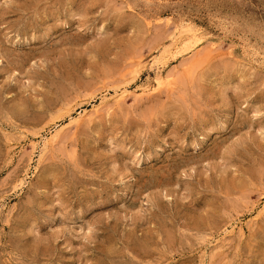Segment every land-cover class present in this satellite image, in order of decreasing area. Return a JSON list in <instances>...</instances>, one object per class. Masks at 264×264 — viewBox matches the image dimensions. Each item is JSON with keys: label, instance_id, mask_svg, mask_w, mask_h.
Instances as JSON below:
<instances>
[{"label": "rangeland", "instance_id": "obj_1", "mask_svg": "<svg viewBox=\"0 0 264 264\" xmlns=\"http://www.w3.org/2000/svg\"><path fill=\"white\" fill-rule=\"evenodd\" d=\"M190 1L0 0V264H264V0Z\"/></svg>", "mask_w": 264, "mask_h": 264}, {"label": "bare ground", "instance_id": "obj_2", "mask_svg": "<svg viewBox=\"0 0 264 264\" xmlns=\"http://www.w3.org/2000/svg\"><path fill=\"white\" fill-rule=\"evenodd\" d=\"M181 1V0H180ZM190 1V0H189ZM195 1V0H194ZM194 1H192V2H194ZM197 1V0H196ZM202 1V0H201ZM213 1V0H212ZM223 1V0H222ZM226 0H224L223 2H225ZM234 1V0H233ZM242 1V0H241ZM252 1V0H251ZM142 2V1H141ZM162 2V1H161ZM191 2V1H190ZM198 2V1H197ZM219 2H221V1H219ZM222 2V3H223ZM227 2V1H226ZM256 2V1H255ZM124 3V2H123ZM257 3V2H256ZM127 4V3H126ZM140 4V3H139ZM138 4V5H139ZM142 4V3H141ZM244 4H246V3H244ZM250 4V3H249ZM259 4V3H258ZM134 5V4H133ZM168 5V4H167ZM198 5V4H197ZM215 5H217V4H214V7H215ZM223 5H224V3H223ZM130 6H131V4H130ZM141 6V5H140ZM169 6V5H168ZM209 6V5H208ZM227 6V5H226ZM228 6H229V3H228ZM227 6V7H228ZM232 6H233V4H232ZM256 6H258V5H256ZM142 7V6H141ZM173 7V6H172ZM211 7V6H210ZM135 7H133V9H134ZM138 8V7H137ZM146 8V7H145ZM152 8V7H151ZM151 8H150V10H151ZM174 8H176V7H174ZM218 8V7H217ZM221 8V7H220ZM232 8V7H231ZM260 8H261V5H260ZM148 9V8H147ZM164 9V8H163ZM162 9V10H163ZM205 9V8H204ZM213 9V8H212ZM132 10V9H131ZM138 10V9H137ZM199 10V9H198ZM214 10V9H213ZM142 11V10H141ZM158 11V10H157ZM168 11V10H167ZM217 11V10H216ZM229 11V10H228ZM140 12V11H139ZM176 12V11H175ZM226 12V11H225ZM245 12V11H244ZM165 13V12H164ZM205 13V12H204ZM247 13V12H246ZM253 13V12H252ZM263 13V12H262ZM139 14H141V13H139ZM159 14V13H158ZM206 14V13H205ZM208 14V13H207ZM238 14V13H237ZM239 15V14H238ZM147 16V15H146ZM249 16V15H248ZM239 17V16H238ZM241 17V16H240ZM146 18V17H145ZM164 18V17H163ZM223 18V17H222ZM248 18V17H247ZM254 18V17H253ZM216 19V18H215ZM258 19V18H257ZM151 20V19H150ZM155 20V19H154ZM160 20V19H159ZM228 20V19H227ZM256 20V19H255ZM262 20V19H261ZM143 21V20H142ZM186 21V20H185ZM244 21V20H243ZM258 21V20H257ZM256 21V22H257ZM158 22V21H157ZM180 22H181V20H180ZM238 22V21H237ZM182 23V22H181ZM230 23V22H229ZM264 23V22H263ZM174 24V23H173ZM215 24V23H214ZM231 24V23H230ZM244 24H245V21H244ZM168 25V24H167ZM170 25V24H169ZM250 25V24H249ZM219 26V25H218ZM250 26H252V25H250ZM248 27V26H247ZM263 27V26H262ZM172 28V27H171ZM260 28V27H259ZM263 29V28H262ZM221 31V30H220ZM231 31V30H230ZM264 31V30H263ZM173 32H174V30H173ZM173 32H172V34H173ZM236 32V31H235ZM260 32V31H259ZM246 33V32H245ZM232 34V33H231ZM235 34V33H234ZM259 34V33H258ZM264 34V33H263ZM238 35H239V33H238ZM237 36V35H236ZM240 36V35H239ZM247 36V35H246ZM246 38V37H245ZM209 39V38H208ZM248 39V38H247ZM213 40V39H212ZM243 40V39H242ZM257 40H259L258 38H257ZM185 41V40H184ZM188 41V40H187ZM194 41V40H193ZM196 41H198V40H196ZM253 41H255V40H253ZM183 42V41H182ZM181 42V43H182ZM195 42V41H194ZM246 42V41H245ZM184 43V42H183ZM243 43V42H242ZM261 43V42H260ZM259 43V44H260ZM248 44V43H247ZM182 45V44H181ZM180 45V46H181ZM193 45V44H192ZM263 45V44H262ZM264 46V45H263ZM192 47V46H191ZM259 50V49H258ZM254 51H255V49H254ZM185 52V51H184ZM249 53V52H248ZM257 53H259V52H257ZM171 54V53H170ZM244 54H246V53H244ZM175 55V54H174ZM173 55V56H174ZM259 55V54H258ZM263 56V55H262ZM253 57V56H252ZM259 57V56H258ZM170 58V57H169ZM256 60V59H255ZM161 61V60H160ZM250 61V60H249ZM253 62V61H252ZM159 63V62H158ZM161 64V63H160ZM157 72V71H156ZM157 75V74H156ZM166 77V76H165ZM167 79V78H166ZM168 80V79H167ZM164 82H166V81H164ZM155 83H157V82H155ZM159 84V83H158ZM157 84V85H158ZM145 86V85H144ZM148 87V86H147ZM125 88V87H124ZM142 88V87H141ZM140 88V89H141ZM144 88V87H143ZM145 88H146V86H145ZM141 91V90H140ZM125 92V91H124ZM119 96V95H118ZM126 98V97H125ZM53 135H55V134H53ZM53 135H51V136H53ZM50 137V136H49ZM49 140V139H48ZM49 141H51V140H49ZM43 143H44V140H43ZM45 144H46V142H45ZM44 150V149H43ZM42 151V150H41Z\"/></svg>", "mask_w": 264, "mask_h": 264}]
</instances>
